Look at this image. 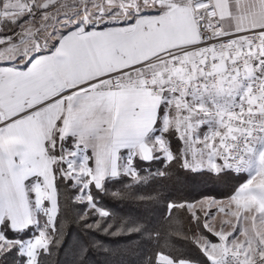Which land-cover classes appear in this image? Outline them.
I'll use <instances>...</instances> for the list:
<instances>
[{"label":"snow or ice","instance_id":"obj_1","mask_svg":"<svg viewBox=\"0 0 264 264\" xmlns=\"http://www.w3.org/2000/svg\"><path fill=\"white\" fill-rule=\"evenodd\" d=\"M224 3L0 0V264H44L64 193L81 205L85 220L90 213L107 218L110 213L98 197L110 194L109 185L134 187L156 176L163 179L172 174L173 164L193 181L247 175L240 176L243 182L226 197L227 205L216 199L166 205L167 221L181 209L196 226L199 260L160 251L168 245L167 237L160 243L158 228L124 221L120 232H147L157 242L147 264H264V235L258 230L249 235L247 216L236 203L255 195L264 204L262 98L252 103L241 95L235 111L217 112L216 126L201 133L216 104L211 97L205 101V92L216 86L218 74L206 73L210 85L205 76L197 77L205 83L201 90L174 83L168 72L169 61L171 67L182 66L176 48L203 49L199 70L210 69L222 53H204L226 43L224 33L232 43L253 37L242 49L259 68L256 83L264 80V0H227V16L221 15ZM174 6L192 9L199 39L152 54L139 50L141 41L160 40L156 30L165 28ZM236 19L252 26L238 29ZM233 63L234 75L242 64ZM251 87L252 94L259 91ZM141 88L148 95L139 99L134 93ZM172 137L178 146L173 147ZM154 161L159 168L150 167ZM251 223L264 225V207ZM88 252L82 245L79 264H87Z\"/></svg>","mask_w":264,"mask_h":264},{"label":"trees","instance_id":"obj_2","mask_svg":"<svg viewBox=\"0 0 264 264\" xmlns=\"http://www.w3.org/2000/svg\"><path fill=\"white\" fill-rule=\"evenodd\" d=\"M172 141L173 145L175 144ZM150 167L159 168V161ZM172 174L163 179L149 178L134 187L109 185L110 194L98 197L100 207L109 211L110 216L101 218L90 213L85 220L81 216L82 207L64 193L60 197V208L56 221L57 231L53 235L50 254L43 257L44 264H79L80 249L87 245V264H147L150 256L158 249L157 242L149 234L120 232L124 221H138L146 228H158L161 244L167 237V247L159 250L173 256L189 260H199L200 256L193 233L196 226L181 209L169 222L164 215L166 205L171 202H196L205 197L222 198L231 194L237 182L232 175L213 178L212 182L186 179L178 165H171ZM147 172H142L144 176ZM234 174V173H233ZM123 195L117 196L114 193ZM197 234H199L197 232Z\"/></svg>","mask_w":264,"mask_h":264},{"label":"built area","instance_id":"obj_3","mask_svg":"<svg viewBox=\"0 0 264 264\" xmlns=\"http://www.w3.org/2000/svg\"><path fill=\"white\" fill-rule=\"evenodd\" d=\"M220 35L224 36V41H226V43L217 42L214 45L216 50L215 53H211V49H209V52L204 53L206 56L222 53L218 63L211 65V68L205 72H201L199 69L203 65V61L201 60V53L204 51L203 49L188 50L185 53V49L176 48L174 49V52L179 56L182 66L171 67V61H169V75L174 78V83L180 82L182 85L191 83L192 86H198L201 90H205V83L199 81L197 77L205 76V80L210 85L211 81L208 80L206 73L208 71L217 73L218 78L216 86L208 88L204 97L205 101H207L209 97L215 100L216 104L212 108V112L215 115L223 109L235 111L241 95L246 99H250L252 103L256 102L257 97L262 98L260 107L264 109V80H260L258 84L256 83V76L259 72V68H254L251 59L248 58L252 54L242 49V46L249 40L253 39V37H239L234 43H232L230 37L225 36L224 33H220ZM198 39L199 36L197 40ZM233 61H240L242 64V67H240L234 75L232 74V70L236 65H234ZM158 66L163 67L162 65ZM225 68H227V71H225ZM225 80L227 83H224ZM234 84L239 85V87L236 88L234 92H231L230 89ZM253 85L258 86L259 88V91L255 94H252L251 86ZM188 90L191 91V88ZM214 92H226L230 100L229 105L225 107L218 102L213 96Z\"/></svg>","mask_w":264,"mask_h":264},{"label":"crops","instance_id":"obj_4","mask_svg":"<svg viewBox=\"0 0 264 264\" xmlns=\"http://www.w3.org/2000/svg\"><path fill=\"white\" fill-rule=\"evenodd\" d=\"M174 8L175 11L169 14L165 28L163 30H156V35L160 37V40L158 42L141 41L136 44L139 50L147 54H152V52L159 50L162 46L171 47L174 44L185 45L197 40V29L192 20L191 8H178L175 6ZM221 15H228L227 0H225L221 10ZM227 23L226 21V26ZM235 23L238 29L252 26L247 20L241 22L239 19H236ZM134 94L139 99L148 95L142 88L135 90Z\"/></svg>","mask_w":264,"mask_h":264},{"label":"rangeland","instance_id":"obj_5","mask_svg":"<svg viewBox=\"0 0 264 264\" xmlns=\"http://www.w3.org/2000/svg\"><path fill=\"white\" fill-rule=\"evenodd\" d=\"M213 96L218 102H220L225 107L228 106L229 103H230L229 97H228L226 92H221V93L214 92ZM216 122H217L216 121V115L213 114L212 117H209L208 125L207 126H202V128L200 129L201 133H203V131H205L208 127L209 128L215 127L216 126ZM171 139H172V141L174 140L173 138H171ZM175 140H176V138H175ZM174 143L175 144L173 145V147L178 146V142L175 141ZM179 143H182V142H179ZM256 149H257V152L262 150L261 146L259 144L256 145ZM256 167H257V158H256V156H252L251 157L250 171L255 173ZM241 175H247V173H243V174H239V175L232 174V177L237 182V185L239 183L243 182V180L240 178ZM257 186H259V184H257ZM226 197H222V198L205 197V198H202V199H200V200H198V201H196L194 203H197V205H198L199 201H201V200L216 199V200H219V201H223V203L225 205H227V204L230 203V201L227 200ZM236 203L239 205V211L240 212H245V215L247 216V229H248L249 235L251 236L257 230H258L259 234L264 235V225H255V224L251 223L252 216H253L254 212L256 210H258V207H264V204H261V202L257 199V197L255 195H249V196H247L245 198L237 200ZM219 222H220V218L218 217L217 220H216V223L218 224Z\"/></svg>","mask_w":264,"mask_h":264}]
</instances>
